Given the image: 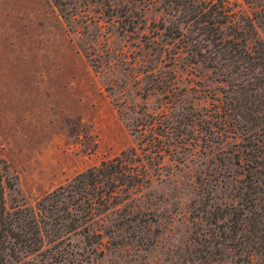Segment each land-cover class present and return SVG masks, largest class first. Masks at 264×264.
Masks as SVG:
<instances>
[{"label": "rangeland", "instance_id": "374dc122", "mask_svg": "<svg viewBox=\"0 0 264 264\" xmlns=\"http://www.w3.org/2000/svg\"><path fill=\"white\" fill-rule=\"evenodd\" d=\"M252 34L264 44V0H0L5 204L26 218L3 227L36 243L50 222L32 253L5 232L0 264H264V242L246 254L213 220L244 180L264 196L247 171L264 151ZM132 149L125 167L149 183L92 214L71 205L77 175Z\"/></svg>", "mask_w": 264, "mask_h": 264}, {"label": "trees", "instance_id": "16d2710c", "mask_svg": "<svg viewBox=\"0 0 264 264\" xmlns=\"http://www.w3.org/2000/svg\"><path fill=\"white\" fill-rule=\"evenodd\" d=\"M229 22L234 25V20ZM220 32L222 34L221 39L225 38L226 40H228V37L225 35L223 36L222 31ZM249 38L254 46L248 62L251 63L252 68H260L262 71H264V44L258 39L256 35L252 34ZM251 66H249L250 70ZM233 72L234 70L231 71L228 68L225 69V74H227L228 77H231V73ZM263 82L264 79L262 80L261 84ZM251 107L248 108L246 104H244V106L238 107L240 108L238 110L240 119L246 122L247 118L248 122H252L254 120L253 116L257 117L253 114L257 113L258 111H253ZM226 120L227 119H225V121ZM261 124H264V121ZM241 127H243L241 124L237 126V128ZM259 128L264 131V127L262 125L259 126ZM240 152L244 154L246 151ZM134 153V149L127 152L124 151L119 156H116L113 159L105 160L99 166L90 168L86 172L77 175V177L74 178V181L77 182V185L73 186L74 193L71 194L70 197L73 196L72 198H74V196H77L78 198L77 200H74V203H71V205L78 204L80 206L84 204L87 206L89 213L92 214L94 210H104L116 203L115 200L121 196V186H123L124 184H126L124 191L127 190L129 194L133 192L134 188H143L144 185H146L150 181V175L145 165H143L144 168L140 170H138L139 168H137L136 170H130L125 167V165H129L128 163L130 162V159H134V156L131 155ZM236 155L238 157V154ZM249 155L250 156L248 158L249 163H247V171L248 174L250 175L251 173L253 177L254 186L259 188L261 184L260 182L264 183V178H262L264 175V151H250ZM260 158H262L263 160L259 161ZM8 170L9 164L4 159L0 158V240L2 238L6 240L8 236H10V234L7 233L11 231L12 237L17 238L22 242L26 253H32L42 246L40 245L38 248H35L33 244L35 245L37 242L43 241L46 225L50 224V222L43 220L38 221L42 224V226L38 228V232L41 234V236L36 239V243L35 240H33L34 238L31 239V242H28V239L21 238V236L25 237L26 234L28 235V232L32 235H35L37 229L34 231H24L25 233H14L11 229L3 227L6 223L8 224V221H12L11 223H13V221H16V224H18L20 223V221L18 220H26L24 210L15 212V214H17L15 220L9 219L10 212L6 209L5 185L3 182V179L7 175ZM251 189V186L248 185V181L244 180L243 192L240 194L239 205H237L236 207L234 204L228 205V203H225V208L218 207L216 212L217 214H214L213 219L217 222L218 219L222 220L226 219L227 217L228 223H230L227 226V229L229 231H232V234H228L227 237L239 241V243L243 245V251L246 252V254H248L249 252L250 254H252V252L254 250L256 251L257 247L264 242L263 191L260 189L251 191ZM56 202H60V200H57ZM62 203L63 204L60 207V210L63 209L64 211H69V205H66L67 203L64 201ZM48 211L49 215L46 216L49 219H52L54 221L58 219L54 216V209H48ZM44 213L46 212H44L42 209H38V211L35 209L32 210V215L34 217L38 216L39 214L44 215ZM213 220L211 222L212 224L214 222ZM23 225L24 223L22 222L21 225L18 224L17 226L19 228H22L24 227ZM249 245H253L251 246L253 248L247 249V246Z\"/></svg>", "mask_w": 264, "mask_h": 264}]
</instances>
